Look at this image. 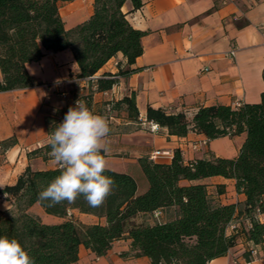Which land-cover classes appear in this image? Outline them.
I'll return each mask as SVG.
<instances>
[{
	"label": "trees",
	"instance_id": "trees-1",
	"mask_svg": "<svg viewBox=\"0 0 264 264\" xmlns=\"http://www.w3.org/2000/svg\"><path fill=\"white\" fill-rule=\"evenodd\" d=\"M72 1L0 0V92L42 85L33 79L26 65L48 53L70 50L79 68L77 78L94 76L117 53L129 65L142 55L145 33L127 21L121 10L126 0H94L93 14L66 29L59 9ZM131 1L134 9L142 6L140 0ZM97 83L99 90H107L115 80ZM118 105L126 106L130 118L139 117L134 94L111 104L110 109ZM145 122L166 129L170 136L185 137L196 132L211 141L245 133V140L234 159L214 157L185 163L179 149L174 150L169 164L140 158L148 183L140 195L136 194L133 177L107 169L104 174L114 179L115 187L97 207L90 206L83 196L73 203L65 201L51 207L48 201H39L38 193L60 174V169L32 170L27 166L14 184L0 189L12 205L0 211V236L16 238L35 264H75L80 246L103 257L122 239L130 241L129 252L147 257L151 264H209L227 255L241 232L253 245L264 243V223L257 219L264 213V93L260 103L201 107L191 118L183 112L169 114L148 107ZM15 144L16 139L11 138L2 142V147L6 150ZM49 152L50 147L45 145L27 156L45 159ZM214 176L234 181L235 191L245 196L243 207L215 202L204 184L179 185L182 180ZM217 189L222 193L224 187ZM35 204L47 215L68 219L44 223L29 212ZM73 211L103 218L105 223L75 221ZM162 211H172L173 217L156 219L152 224L134 221L139 214ZM240 216L248 220V227H244ZM228 229L231 234H227ZM243 258L249 264L251 252L243 253Z\"/></svg>",
	"mask_w": 264,
	"mask_h": 264
},
{
	"label": "crops",
	"instance_id": "crops-1",
	"mask_svg": "<svg viewBox=\"0 0 264 264\" xmlns=\"http://www.w3.org/2000/svg\"><path fill=\"white\" fill-rule=\"evenodd\" d=\"M77 1L63 4L66 8ZM140 1L139 9L133 8L131 0H126L121 8L129 24L145 33L141 39L143 53L133 64L129 65L126 58L117 53L94 75L95 81L77 80L79 68L70 50L48 53L40 61L26 65L29 74L42 85L0 92V189L14 184L27 166L32 170L58 167L49 153L45 154V159L27 155L47 145L54 124L64 118L60 109L74 106L78 99L109 121L111 131L107 139L111 151L107 155V169L114 172L133 177L128 172L131 167L143 174L138 160L156 150L173 154L179 149L185 163L238 156L245 133L209 141L196 132L177 137L159 128L157 133H151L148 123L142 124L148 107L160 108L169 114L183 112L191 118L201 107L260 103L264 93V0ZM93 4L94 0H83V8L77 6L69 10L67 16L62 17L65 28L87 20L93 14ZM232 50L234 56H228ZM127 70L131 72L122 74ZM107 79H114L115 83L110 89L99 90L97 81ZM53 83L54 88H49ZM131 94L135 96L139 112L137 119L128 116L125 105L107 110L108 105ZM11 138L16 139V144L3 149L2 142ZM171 159L158 162L169 164ZM193 184L206 185L208 195L217 203L243 207L245 196L235 191L233 180L214 176L179 182L181 186ZM219 186L224 187L222 193L218 192ZM147 188L148 183H145L143 191ZM144 192L140 193L137 186V195ZM0 196L3 198L0 211L10 209L12 205L6 196ZM34 206H37L35 216L44 223L68 219L47 215L38 204L29 212ZM71 214L84 224L105 223L103 218L93 215L77 211ZM168 218L167 212L162 211L154 215L139 214L134 221L152 224L156 219ZM240 219L244 227H248V220L242 216ZM257 219L264 223V213ZM227 234H231L230 229ZM129 250L128 239L115 242L103 257H96L80 246L75 264H151L147 257H135ZM245 250L251 252L249 264H264V243L253 245L242 232L227 255L209 264H247L242 256Z\"/></svg>",
	"mask_w": 264,
	"mask_h": 264
},
{
	"label": "clouds",
	"instance_id": "clouds-1",
	"mask_svg": "<svg viewBox=\"0 0 264 264\" xmlns=\"http://www.w3.org/2000/svg\"><path fill=\"white\" fill-rule=\"evenodd\" d=\"M54 125L47 145L60 174L38 193V200L51 207L83 196L90 206L102 205L115 187L114 179L104 174L111 151L109 121L78 99ZM0 264H35V260L16 238L0 236Z\"/></svg>",
	"mask_w": 264,
	"mask_h": 264
},
{
	"label": "rangeland",
	"instance_id": "rangeland-1",
	"mask_svg": "<svg viewBox=\"0 0 264 264\" xmlns=\"http://www.w3.org/2000/svg\"><path fill=\"white\" fill-rule=\"evenodd\" d=\"M64 6H65L64 4L60 5L59 11H60L61 17H66L67 13L69 12V10H75L77 8V6H80V7L83 8V0H78L76 3H74L73 5H70V6L66 7V8ZM54 85H55L54 83L50 84L49 88H54ZM60 93L61 92H59V94ZM45 156L47 157V155H45ZM128 172H130V174H132V176L134 177V179H135V181L137 183L139 192L140 193L144 192L143 191L144 190V184L147 183L145 176L143 174H139L138 172L133 171L131 167L129 168ZM2 199L3 198L0 196V200H2ZM36 209H37V206H34V208H32L30 213L35 215L36 214ZM167 215H168L169 218H172L173 217V212L172 211H168ZM72 219L75 220V221H78L75 217H72ZM78 222H80V221H78ZM81 223H83V222H81ZM245 252H247V250H245L243 253H245ZM243 253H242V256H243Z\"/></svg>",
	"mask_w": 264,
	"mask_h": 264
},
{
	"label": "built area",
	"instance_id": "built-area-1",
	"mask_svg": "<svg viewBox=\"0 0 264 264\" xmlns=\"http://www.w3.org/2000/svg\"><path fill=\"white\" fill-rule=\"evenodd\" d=\"M235 54V51L232 50L228 53V56H231L233 57ZM83 78H77V80H82ZM86 80H91V81H95V76H92V77H89V78H85ZM57 86H59V84H57ZM94 88L97 89V85L95 84L94 85ZM240 104H236L235 106L238 107ZM68 108H64L62 113L63 115H65V113L67 112ZM107 110L110 111V106L108 105L107 106ZM142 125H146V122L145 120L143 121V124ZM148 130L151 132V133H157L159 131V126L157 124H154V123H148ZM173 156L172 152L168 151V152H163L161 150H156L154 152H152L150 155H149V159L154 161V162H158V161H167L169 159H171Z\"/></svg>",
	"mask_w": 264,
	"mask_h": 264
}]
</instances>
